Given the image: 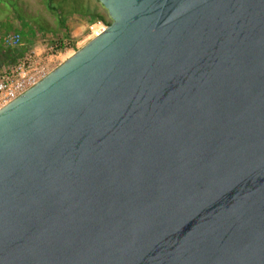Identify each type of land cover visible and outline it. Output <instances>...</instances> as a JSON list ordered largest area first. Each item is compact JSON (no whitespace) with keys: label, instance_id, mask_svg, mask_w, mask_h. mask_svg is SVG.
Returning a JSON list of instances; mask_svg holds the SVG:
<instances>
[{"label":"water","instance_id":"water-1","mask_svg":"<svg viewBox=\"0 0 264 264\" xmlns=\"http://www.w3.org/2000/svg\"><path fill=\"white\" fill-rule=\"evenodd\" d=\"M98 2L0 108V264H264V0Z\"/></svg>","mask_w":264,"mask_h":264},{"label":"crops","instance_id":"crops-1","mask_svg":"<svg viewBox=\"0 0 264 264\" xmlns=\"http://www.w3.org/2000/svg\"><path fill=\"white\" fill-rule=\"evenodd\" d=\"M83 5L90 8L86 0ZM54 8V0H0V33L17 32L22 37L21 44L13 48V53L5 57V61H14L32 49L38 44L43 32L50 31L53 35L61 36L64 29L59 28L62 25ZM94 8L98 12V6H93L92 10ZM69 16L67 23L71 22V35H79L88 25L89 17L74 12ZM56 29L58 32L55 33Z\"/></svg>","mask_w":264,"mask_h":264},{"label":"built area","instance_id":"built-area-1","mask_svg":"<svg viewBox=\"0 0 264 264\" xmlns=\"http://www.w3.org/2000/svg\"><path fill=\"white\" fill-rule=\"evenodd\" d=\"M106 28L101 21L90 26L94 36L100 34ZM0 41L12 48L21 44L19 33H7L0 37ZM65 44L55 42L45 45L40 52L35 48L17 57L3 71L0 72V108L11 102L25 90L37 83L48 72V64L57 56Z\"/></svg>","mask_w":264,"mask_h":264},{"label":"rangeland","instance_id":"rangeland-1","mask_svg":"<svg viewBox=\"0 0 264 264\" xmlns=\"http://www.w3.org/2000/svg\"><path fill=\"white\" fill-rule=\"evenodd\" d=\"M72 1L73 0H54L55 6L60 7L62 11V17L64 19V22L66 21L65 26L59 25L60 26L59 28L64 29L61 36L53 35L50 31H47L45 33L43 32L38 44L33 46V48H35L36 50H40L45 45L53 44L55 42H61L65 44L61 52L57 56L53 57L52 61L48 64L49 72L53 68H55L57 65H59L61 62L66 60L68 57H70L77 49L81 48L87 42H89L92 38L95 37L94 34L91 32V29H90L91 25H93L94 23H97L98 21H101L105 24V26H107L111 22V19L107 11L98 2V0H86L89 3L88 6L91 8V9L89 8L90 12L92 10V7L97 5L98 12H95V8L92 11H94L97 14L102 15L103 19H96L92 22H88V25L85 27V29H83V31L79 35H71L72 34L71 26H69V24L71 25V22L67 23V20L70 17L69 15L72 14L74 8H80L79 6L84 7L83 3L85 0H75L77 2V5L74 7L70 6ZM56 30H54L55 33L58 32V30L57 31ZM7 33H17V32H7ZM5 34L0 33V37ZM21 41H22V37H21ZM11 53H13V48L6 44H3L0 41V72L6 69L13 62L10 59L8 61H5L4 59L5 57L7 58L9 55H11Z\"/></svg>","mask_w":264,"mask_h":264},{"label":"trees","instance_id":"trees-1","mask_svg":"<svg viewBox=\"0 0 264 264\" xmlns=\"http://www.w3.org/2000/svg\"><path fill=\"white\" fill-rule=\"evenodd\" d=\"M77 5V2L75 1V0H73L72 2H71V5L70 6H76ZM80 8H74L73 9V12L74 13H78V14H81V15H86V17H89L88 18V21L89 22H92V21H94V20H96V19H103V16L102 15H100V14H97V13H95L94 11H92L91 10V12H90V9H88V8H86V7H81V6H79ZM55 9V12H56V14H57V16L59 17V23L61 24V25H64L65 26V22H64V19H63V17H62V11H61V9H60V7H56V8H54Z\"/></svg>","mask_w":264,"mask_h":264}]
</instances>
